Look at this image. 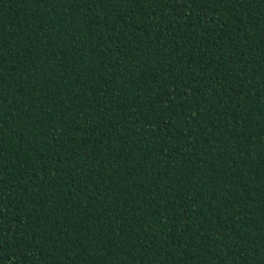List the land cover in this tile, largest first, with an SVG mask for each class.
Segmentation results:
<instances>
[{"label": "trees", "instance_id": "obj_1", "mask_svg": "<svg viewBox=\"0 0 264 264\" xmlns=\"http://www.w3.org/2000/svg\"><path fill=\"white\" fill-rule=\"evenodd\" d=\"M0 264H264V0H0Z\"/></svg>", "mask_w": 264, "mask_h": 264}]
</instances>
